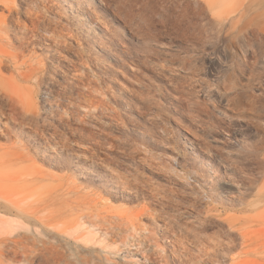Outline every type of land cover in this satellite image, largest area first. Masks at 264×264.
I'll return each instance as SVG.
<instances>
[{"label":"rangeland","instance_id":"374dc122","mask_svg":"<svg viewBox=\"0 0 264 264\" xmlns=\"http://www.w3.org/2000/svg\"><path fill=\"white\" fill-rule=\"evenodd\" d=\"M16 7L43 13L35 30L10 31L25 52L3 57L0 174L16 181L19 153L35 158L44 198L59 199L40 216L48 232L68 235L73 219H92L122 253L91 249L119 264H139L118 257L134 251L150 257L140 264H258L250 249L264 247V0ZM88 8L108 34L86 20ZM19 58L35 69L17 68ZM29 224L44 234V224ZM36 253H7L6 264H44Z\"/></svg>","mask_w":264,"mask_h":264},{"label":"bare ground","instance_id":"6f19581e","mask_svg":"<svg viewBox=\"0 0 264 264\" xmlns=\"http://www.w3.org/2000/svg\"><path fill=\"white\" fill-rule=\"evenodd\" d=\"M17 2L19 0H0V7L4 11L0 14V83L8 80L2 75V68L5 65L3 57L13 55V50L15 49L19 54L25 52L23 45H16L9 40L10 31H19L27 34L41 24V13H43L41 10L29 7L22 12L21 9L16 7ZM81 11L86 20L93 23L94 30L97 29L103 35L109 33V26L101 23L99 16L93 11L89 8L86 11ZM22 14L31 21V26L24 23V21L21 22L20 16ZM258 16L262 15L258 13ZM9 22H12V24ZM221 26H223V23H221ZM29 43L32 44L33 42L30 41ZM22 65L28 67L26 71L35 69L32 63L29 64L27 60L19 58L15 66L21 68ZM36 128L40 130L38 123ZM186 139L193 146L192 150H196L199 147L196 138L187 137ZM18 158L20 164L17 167L18 177H15L16 181L10 173L4 172L0 174L2 178L5 177L9 181L0 182V264H6V257L9 256V253H12L9 258L17 260V256L21 253L25 254L27 259H29L33 258L37 254L36 252L41 254L44 264H119L110 257L91 249L92 246H96V243H101L105 250L108 249V251L116 253V256L122 253L120 246L115 244L114 246L113 243L109 242L112 233L108 230H103L102 226H95L92 219H73L70 222L69 229H67L68 235L63 232L57 234L48 232V227H45V222L41 220L40 216H42V213H48L44 212V210L49 209L59 199L53 195L44 198V172L40 167H34L35 158L31 154L24 153H19ZM12 180L14 182H11ZM50 211L52 212V210ZM32 219L38 220L41 225L44 224V234H41V230L40 232L37 231L36 227L35 230L33 226V228L31 227L29 223ZM25 223L30 225L32 228H30L31 232H28L30 230L27 225V231L22 232L24 231L22 228H25V225L23 226ZM131 225L135 230V224L132 223ZM92 226L95 227L91 228ZM241 235L242 244L245 248L244 253L248 255L249 250L246 248L249 246L251 237L248 232H243ZM250 250L255 252L254 254H258L255 257L258 264H264V247L261 248L258 245V248ZM118 257L123 260L131 259V262L136 260L139 264L143 260L150 259L143 252L141 254V252L135 251L131 255L127 253L124 255L123 252V255H118Z\"/></svg>","mask_w":264,"mask_h":264}]
</instances>
